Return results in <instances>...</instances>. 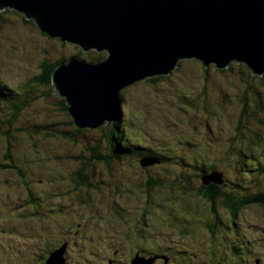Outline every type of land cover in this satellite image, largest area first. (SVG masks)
Segmentation results:
<instances>
[{"label": "rangeland", "instance_id": "374dc122", "mask_svg": "<svg viewBox=\"0 0 264 264\" xmlns=\"http://www.w3.org/2000/svg\"><path fill=\"white\" fill-rule=\"evenodd\" d=\"M23 15L6 14L0 24V194L26 204L0 220V230H6L0 232V264H46L57 250H53L57 243L47 236L64 238L63 221L76 226L70 232L72 237L64 238L71 241L65 264H109L116 249L112 264H130L133 252L146 251L147 246L156 254L189 258L188 262L184 258V264H207L209 249L202 237L211 235L206 231L207 223L213 225L210 231L217 230L220 245L215 246L216 260L211 264H218L223 257L224 264H263L264 209L251 204L232 217L228 209L216 205L214 214L213 206L201 201L197 191L202 182L213 181L205 179L209 172H220L222 188L239 196L264 191V175H258L254 165L240 168L239 158L240 150L250 149L264 160V127L259 120L246 118L238 131L245 95L260 99L264 108V80L251 78L235 66L237 62L230 64L232 71L218 73L211 65L205 73L200 61L183 59L177 70L162 74L156 82L150 78L136 81L121 95L125 135L120 146L133 150L109 165L98 155L94 157L107 148L101 128L78 129L63 109L65 99L54 92L52 83L35 79L44 73V64L67 62L73 57L93 64L105 59L107 52H85L78 45L50 39L33 19L28 20L34 23L25 22ZM6 91L12 95L1 98ZM247 108L257 111L255 102ZM259 116L264 122V114ZM255 131L262 135L261 148L250 142ZM8 150L10 161L4 157ZM87 162L92 164L85 172L93 185L90 188L79 186L74 175ZM7 164L15 167L7 168ZM213 165L217 172L210 170ZM150 177L165 185L146 192L144 185L138 184H145ZM23 180L29 183V190L22 188ZM40 194H45L46 203L38 206ZM32 197L33 203L27 204ZM116 204L125 221L120 217L116 223L100 221L96 214L97 220L89 221L88 211L103 216L112 213L111 206ZM64 207L74 210L65 215ZM24 208L28 211L23 212ZM227 224L234 230L231 234ZM8 228L13 233H7ZM127 229L133 243L141 247L130 251L124 244L118 247L115 234L123 241ZM108 243H116L117 248L108 250ZM145 255L134 259L164 264L158 261L160 256ZM167 256L172 264H179L175 254Z\"/></svg>", "mask_w": 264, "mask_h": 264}, {"label": "water", "instance_id": "95a60500", "mask_svg": "<svg viewBox=\"0 0 264 264\" xmlns=\"http://www.w3.org/2000/svg\"><path fill=\"white\" fill-rule=\"evenodd\" d=\"M8 8L52 39L107 52L93 64L73 57L52 73L79 129L110 126L122 116L125 89L173 72L183 59L218 69L243 62L264 75V0H0V12ZM208 178L220 184L222 174ZM65 253L63 245L46 264H65Z\"/></svg>", "mask_w": 264, "mask_h": 264}, {"label": "trees", "instance_id": "16d2710c", "mask_svg": "<svg viewBox=\"0 0 264 264\" xmlns=\"http://www.w3.org/2000/svg\"><path fill=\"white\" fill-rule=\"evenodd\" d=\"M17 13L21 15L20 12H18L17 10H14V9L8 8L4 11H1L0 12V24L4 23V16L6 14H11V15L16 14L17 15ZM25 22L34 23V21L32 22L28 19H26ZM59 40H57V41H59ZM62 43H66V42H62ZM65 62H58L54 65L44 64L45 70H44L43 76L41 78H37L36 81L41 82L42 84H51L52 72L54 71V69L59 64H62ZM210 66L204 67L202 65L201 67H202L203 71L206 73V72L210 71V68H211ZM235 66H240L241 69H244L245 71H247L248 75L253 79H256L258 81L264 80V75H262V76L253 75L251 70L249 69V67H247V65H245V64L243 65V63H242V65L237 63ZM216 69L217 70L215 72L223 73L224 71L227 72L228 70L232 71L233 67L231 66V67H228L226 69H218V68H216ZM175 70H177V69H175ZM161 78H162V76L161 77L156 76V77L150 78L149 81L156 82ZM9 95H12L10 93V91L7 92L6 96H9ZM248 96L245 95L244 100H243L242 110L240 112L239 119H238L239 120L238 131L240 130V126L242 125L241 121L246 120V118H248V119L253 118L255 121L259 120V125L261 127H264V122L262 121V117L259 116L261 113L264 114V108L262 106L263 103L258 98H254L253 100H251L252 98H250V96L249 97ZM1 98H3V97L1 96ZM250 102H255V106L257 108V111H252V112L249 111L250 109L247 108V105ZM62 106H63L64 110H67L66 103H63ZM98 129H100V128H98ZM100 130L102 131V134H103L102 136L105 140V144H106L107 148L105 150V153H101V154L97 153L94 155V157L98 155L99 160H102L103 162H106L109 165H114L115 161L122 160L126 156L125 154L127 152L125 153V151L133 150L132 148H129V147H121L120 146V141L122 140V138L125 135V131L123 129V122L121 120V117L116 119V121H114L109 127L103 126V127H101ZM77 132H79V131H77ZM6 135H10V132L7 133ZM252 135H253L254 139H253V137H251L250 142L254 145L253 147L261 148L262 147V146H260L261 137H262L261 133L259 131H255L252 133ZM238 137L239 136H237V138ZM239 154L241 155L239 158L242 161L240 168H245V165H246V167H251V165H254V169H255L256 173L258 175H261V176L264 175V160L261 157L252 153V150H250V149L249 150H240ZM91 166H92V164L89 166V163L87 162L85 164L84 168H81L78 170V172H77V184L79 186L85 185L88 188L93 187V185L90 182V179L88 177L89 175L85 173L86 170L89 169ZM210 170H213L215 172L218 171V170H216L215 165H213V167H211ZM209 173H207L206 176L210 175ZM138 185L139 186L146 185V188L149 191H153L156 187L163 186L165 184H164V182H161L156 178L150 177V179L147 183H145V184L139 183ZM248 192L249 191H247V193ZM197 195L200 196V198L202 199L201 201H204L207 203L213 202L212 203V206L214 207L213 210H216V205H220L222 208L228 209L233 216L238 215V213L240 211L244 210L248 205H251V204H257L264 209V191L257 192V193H250L249 195L246 194V192H245L244 195L239 196V195L235 194L233 191H225L224 188H222L221 184L212 181L208 184H204L202 182L201 186L198 187ZM209 240H212V238H210Z\"/></svg>", "mask_w": 264, "mask_h": 264}, {"label": "flooded vegetation", "instance_id": "af4514ba", "mask_svg": "<svg viewBox=\"0 0 264 264\" xmlns=\"http://www.w3.org/2000/svg\"><path fill=\"white\" fill-rule=\"evenodd\" d=\"M10 11V10H9ZM50 39H52V38H50ZM56 40H59V39H56ZM41 66H42V63H41ZM41 68V67H40ZM40 72H41V70H40ZM43 76V74L41 73L38 77H36L35 79H37V78H41ZM1 91V90H0ZM4 96H6V94H2V97H4ZM5 159H7V161H10L11 160V152L8 150L7 152H6V154H5ZM109 166V165H108ZM7 168H14L15 166L14 165H11V164H7V166H6ZM110 167V166H109ZM78 172V171H77ZM77 172H75L74 173V175H77ZM87 174V173H86ZM146 181V180H145ZM149 181V180H148ZM148 181H146V183L148 182ZM4 182H6V183H8V181L7 180H4ZM23 184L24 185H22V188L25 190V188L27 189L28 188V190H29V183L27 182V181H24L23 180ZM147 185V184H146ZM146 185H144V187H145V191L146 192H148V193H150L151 191H149L147 188H146ZM222 187H223V185H222ZM70 189V188H69ZM68 189V190H69ZM61 195V194H60ZM148 195V194H147ZM147 195H144L145 196V200L148 202V200H147ZM45 200V194H40L39 195V197H38V199L36 200V203L38 204V206H39V203L40 202H42V205L43 204H45L46 202L44 201ZM33 201H34V198L32 197L31 199H29L28 198V203L27 204H31V203H33ZM15 202H18V201H10V199H8L7 198V195H4V194H0V208H2L1 210H0V220H4V219H6L7 218V216H10L11 215V212L13 211V210H16V211H18V210H21L20 209V207L22 208V206H24V205H26V204H23V203H21V202H18L19 204L18 205H16L15 204ZM49 202V201H48ZM138 202V201H137ZM204 202V201H203ZM78 203H82L81 201H78ZM212 203L213 202H209L208 203V205H212ZM10 204H11V206H10ZM13 204H15V205H13ZM139 206V205H138ZM12 208V209H11ZM133 208H135V207H133ZM25 210L23 211V212H27L28 210H27V208H24ZM56 209H58V208H54V210L55 211H57ZM214 209V207L212 208V210ZM34 210H38V211H40L38 208H35ZM74 210V208H67V207H64L63 208V211L62 212H64V211H67L66 212V214L65 215H67V213H69L70 211H73ZM111 211H112V213H110V212H107V213H105L103 216H99V215H97V211H94V213H90L89 211L87 212V213H89L90 214V220L89 221H92L95 217H94V214H96V216H98V218L100 219V221H107V220H112L113 221V223H116V221L118 220V218L120 217V219L122 220V222L123 221H125L124 219H123V217L121 216V210L122 209H120V207L116 204V205H113V206H111V209H110ZM201 210H203V209H201ZM48 212V211H47ZM241 212V211H240ZM239 212V213H240ZM86 212H85V215L87 214ZM151 213V211H148V212H145V214L147 215V217L149 216V214ZM213 213L215 214L216 212H215V210H213ZM238 213V214H239ZM40 214H41V212H40ZM48 214H50V213H48ZM230 214H231V212H230ZM2 215H3V217H2ZM64 215V216H65ZM60 216V215H59ZM231 216L232 217H235V216H233L232 214H231ZM57 219H59V217H57ZM96 220H97V218H95ZM199 220H201V219H199ZM204 221V220H203ZM210 221H212V220H210ZM198 222H200V221H198ZM194 224L196 223V221L195 222H193ZM61 224H62V226L63 227H65L66 228V234H65V237L64 238H71L72 237V234H70V232L72 231V230H74L75 228H76V226L74 225V223L73 222H67V223H65L64 221L63 222H61ZM175 224H179L180 226H184V224H183V222H178V223H176L175 222ZM6 225V224H5ZM12 225H11V223H9L8 224V227H11ZM197 226V224L194 226V228H195V230L197 229L198 230V228L196 227ZM207 228V232L209 233V234H211V235H209V236H202L203 238H204V244H205V246H206V249H209V256H210V259H209V257H208V255H206L207 257H208V262H207V264H211L214 260H216V257H215V253H213V252H215L216 251V245H219V240H218V237H217V230H212V231H210V229L213 227V225L212 224H209V223H207L206 225H205ZM236 227V226H235ZM173 229H175L174 227H172ZM227 229H228V233L229 234H231L234 230H231V228H230V226L227 224V227H226ZM9 230L7 231V233H13V230H11V228H8ZM176 230V229H175ZM75 231V230H74ZM0 232L1 233H5L6 232V230H4L3 228L0 230ZM125 232H127L126 234H125V236H124V238H123V241L118 237V235L117 234H115V237L117 238V241H115V242H118L119 244H118V247H122V246H124V245H126L127 246V249H128V251H130V249H132V248H134L135 246L137 247V246H140L141 247V245H139V244H134L133 243V241H132V239H131V233H129L128 232V229L127 230H125L124 231V233ZM199 232V231H198ZM123 233V232H122ZM141 233H142V231H141ZM198 233L196 232V234H195V236L197 235ZM195 236H194V238H193V240H196V238H195ZM225 236H227V234H225ZM51 241H54V243H57L55 246H54V248H53V250H56V249H59V248H61L63 245H65L66 246V251H67V249H68V247L70 246V244H71V241L69 240V239H64L62 236H60L59 234H56L54 237H50V236H47ZM154 238L156 239V237H155V235H154ZM210 238H212V240H209ZM61 239H64V240H61ZM225 240H228V237H227V239H225ZM125 242V243H124ZM193 243V242H192ZM124 244V245H123ZM120 245H122V246H120ZM117 246V244L116 243H108V250H111L112 248H117L116 247ZM220 246V245H219ZM138 248V247H137ZM136 248V249H137ZM210 248H212V250H210ZM223 248V247H222ZM145 249H146V247H145ZM117 250L118 249H116L112 254H111V257L109 258V260H108V262H109V264H112V263H114L115 262V258H113L112 257V255H117ZM224 250V249H223ZM134 257L136 256V255H140V256H146L145 254L146 253H151L152 255H149V256H160V258H159V262H164V264H172V260H170V257L169 256H167V255H172V254H175V259L178 261V263L179 264H184L185 263V260H184V258L187 260V262L188 261H190V259L189 258H186V257H176V253H166V255H163V254H160V253H158L157 252V254H156V252L155 251H150L149 250V246H147V249H146V251H141V250H135L134 252ZM214 254V255H213ZM196 255H198L197 253H195L194 254V256H196ZM134 257L131 259V261H130V264H133V260H134ZM178 258H179V260H178ZM264 260V259H263ZM224 262H226V258L225 257H223L222 258V260L221 261H219V263L218 264H224ZM259 262V261H258ZM257 262V263H258ZM117 264H120V263H117ZM159 264V263H158ZM264 264V263H263Z\"/></svg>", "mask_w": 264, "mask_h": 264}, {"label": "bare ground", "instance_id": "6f19581e", "mask_svg": "<svg viewBox=\"0 0 264 264\" xmlns=\"http://www.w3.org/2000/svg\"><path fill=\"white\" fill-rule=\"evenodd\" d=\"M241 63H243V62H241ZM254 74V73H253Z\"/></svg>", "mask_w": 264, "mask_h": 264}]
</instances>
